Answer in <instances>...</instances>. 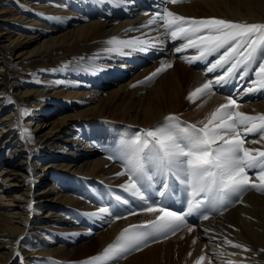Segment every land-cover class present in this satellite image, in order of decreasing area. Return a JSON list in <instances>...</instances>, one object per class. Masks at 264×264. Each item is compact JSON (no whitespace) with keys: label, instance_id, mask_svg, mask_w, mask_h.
<instances>
[{"label":"bare ground","instance_id":"obj_1","mask_svg":"<svg viewBox=\"0 0 264 264\" xmlns=\"http://www.w3.org/2000/svg\"><path fill=\"white\" fill-rule=\"evenodd\" d=\"M165 7L186 18L264 23V0H37L0 8V264H86L121 243L125 228L153 219L143 209L115 213L127 176L109 157L141 130L168 115L202 127L228 97L239 111L264 114L261 91L216 85L213 94L187 99L218 76L207 67L219 54L192 63L184 58L196 49L174 54L186 41H173L161 21L145 26ZM112 38L146 43L108 51L119 47ZM162 49L161 63L150 64ZM168 62L173 67L143 82ZM101 207L109 214L92 215ZM208 215L109 264H194L202 252L213 264H264V192L249 189L242 202Z\"/></svg>","mask_w":264,"mask_h":264},{"label":"snow or ice","instance_id":"obj_2","mask_svg":"<svg viewBox=\"0 0 264 264\" xmlns=\"http://www.w3.org/2000/svg\"><path fill=\"white\" fill-rule=\"evenodd\" d=\"M167 2L176 4L183 0ZM157 21L162 22L161 26L173 41H186L175 49L176 52L189 48L197 50L196 55L184 58L186 62L208 61V57L219 54L209 63L207 72L223 69V73L189 93V101L194 103L205 92L213 94L214 86L228 83L241 68L245 69L240 77L243 79L250 64L256 65L251 69L254 79L250 80L252 86L244 88V92L247 94L264 89V23L186 18L167 7L163 8L162 14L157 12L150 18L145 26L156 24ZM108 43L119 45L108 51L120 52L122 48H133L134 45H144L146 42L112 38ZM171 67L173 65L170 62L162 63L143 82L151 81ZM240 107L236 99L226 98V103L215 108L206 122L200 121L202 127L194 123L183 124L179 117L168 115L160 125L138 132L130 141L125 142L124 148L109 157L122 162L124 171L117 175L127 176V182L122 187L131 196L145 201V191L156 182L163 189H157L161 197L169 192L186 193L187 212L181 214L153 201L143 211L158 214L155 219L143 225L125 228L118 237L121 243L108 245L102 255L89 258L86 264L101 260L106 264L118 261L125 258L127 253L142 251L149 246L150 238L151 242H159L155 238L157 234L163 235L164 239H168L169 234L176 235L177 230L186 226V216L196 210L204 208L206 211H215L225 208L229 203L242 202V194L249 189L264 192V114L249 115L239 111ZM249 135L258 138L248 140ZM246 142L261 147H247ZM168 178H172V184L167 182ZM177 182L179 187L176 186ZM116 199L121 198L117 196ZM123 203L127 204L128 201L124 200ZM98 214H109V209L101 207L98 213L92 215ZM202 218L208 220L210 217L205 214ZM140 228L151 231H136ZM193 231L194 228L188 226V232ZM224 242L245 252L252 251L232 240L225 239ZM260 251L264 252V249ZM205 262L213 264V259L202 252L194 264ZM229 264L233 262L229 261Z\"/></svg>","mask_w":264,"mask_h":264},{"label":"rangeland","instance_id":"obj_3","mask_svg":"<svg viewBox=\"0 0 264 264\" xmlns=\"http://www.w3.org/2000/svg\"><path fill=\"white\" fill-rule=\"evenodd\" d=\"M33 1H37V0H5L4 2L0 3V8L1 9H7V8H16L17 10H21L22 8H25L26 4L28 5L29 2H33ZM17 12V11H15ZM2 16V15H1ZM2 23H5L4 21ZM5 24H1L0 23V30L4 29ZM164 52L163 49L160 50L159 52L155 53V56L153 59H151L150 64L157 66L158 64L161 63V53ZM175 54V53H174ZM221 73V72H220ZM150 74L147 75V77ZM87 238V237H86ZM136 251H132L131 253H134ZM128 253V254H131Z\"/></svg>","mask_w":264,"mask_h":264}]
</instances>
